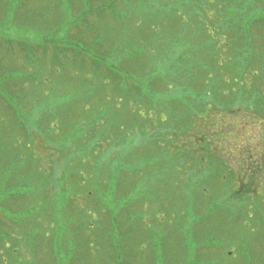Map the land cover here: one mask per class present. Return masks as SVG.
Listing matches in <instances>:
<instances>
[{
  "label": "rangeland",
  "instance_id": "1",
  "mask_svg": "<svg viewBox=\"0 0 264 264\" xmlns=\"http://www.w3.org/2000/svg\"><path fill=\"white\" fill-rule=\"evenodd\" d=\"M165 1L0 0V264H119L80 239L132 226L127 264H264V31L226 66V0ZM181 53L226 64L202 96Z\"/></svg>",
  "mask_w": 264,
  "mask_h": 264
},
{
  "label": "trees",
  "instance_id": "2",
  "mask_svg": "<svg viewBox=\"0 0 264 264\" xmlns=\"http://www.w3.org/2000/svg\"><path fill=\"white\" fill-rule=\"evenodd\" d=\"M118 1H121V0H106V2L103 3V5H108V6L112 7V6L116 5V3ZM123 1H127L128 3L133 2V1H141L144 3L146 2V0H123ZM151 1H155V3L158 2V0L157 1L151 0ZM164 3L168 4L167 1H165ZM220 3H221V5H223V3H224V8H223L224 10H221V8H222L221 7L219 9V15L222 16V18L227 19V21H229L231 23V26L229 28L231 29V31L233 30V32H234V38H236L239 41V43L241 44L240 45L241 48L237 53L236 52L230 53V56L227 57L229 59L228 63H226L227 65L226 64L225 65L226 66L231 65V64L237 65V63H235V61H237V62H239V61L237 59H235V56L238 54L242 55L244 53V49H246V51H248L247 52V54H248L250 52L249 51L250 45H252L251 42L254 40V37H256L257 35H260V37L262 36L261 30L264 31V0H250V1H247V0H228V2L226 0L225 2H220ZM252 3L257 4L256 6L258 8V11L256 10L257 8L252 9V7H251ZM259 9H262V11H260ZM198 14H200V16H201V14L203 15V13H198ZM155 16L157 17V14ZM187 27L183 28L184 33H186L185 29H187ZM202 27H203V25L200 22L198 25V28H197L198 32L202 31ZM187 33H188V29H187ZM156 36L153 38L154 41L153 40L152 41L154 43L158 44V42H156V39H157ZM170 37L171 36H169L168 38H170ZM200 37L202 38V36H200ZM166 44H167L166 46L175 47V45L173 43H171L170 40H168L166 42ZM188 44H190V43H188ZM178 48H180V47H178ZM216 53H218V52H215V54ZM215 54H213V57H210V53L207 55V58H208V61H207L208 66L207 67H206V65L202 66V62H200V60L195 62L194 65L191 67V66H188V61L189 62L191 61L190 56L186 55V53H183V54L181 53L177 58V62L183 63L184 66H182V65L181 66L184 68L181 69V71L176 72L173 75V79H174V77H178L176 79H182L186 84H188L190 87L193 88L192 92H194V94H196L198 96H202L203 91H206V90H200V89L201 88H204V89L207 88L205 86L207 84H209V87H210L209 89L213 88V85L211 82L214 79L215 74L218 72H222L224 70L223 66L225 67L224 64H222V65L219 64V67H216L218 62L220 63V60L216 59ZM251 58L252 57H249L250 60H251ZM255 60H258V63L264 64V53L260 54L259 57H256ZM209 61H210V63H209ZM212 64H214V65H212ZM243 67H245V65H243ZM243 70H244L243 72L245 73L244 68H243ZM109 74L112 75L111 77H114L113 73L109 72ZM106 77H108L107 74H106ZM114 78H115L114 81H116L117 78L116 77H114ZM192 82H193V84H192ZM233 82H235V81H233ZM224 83L226 84V88H228L230 90V92L232 93L234 90H231V87L228 85V83H230V82L228 80H225ZM194 84H195V87H194ZM126 91L127 90H125L124 92H126ZM122 96H125V95H122ZM261 96L264 97V89L261 91ZM260 99H262V98H260ZM98 115H99V113H98ZM98 118H99L98 120L100 122L99 127H102L104 123L100 120L99 116H98ZM104 171H105L104 167H101L98 169V173L104 172ZM120 190L121 189H119V186H118V188H116L115 191L117 193H119ZM132 213L133 212H131V211L121 213V222H117V225H118V228L120 231H122L121 228L125 224L126 220H127V222H132V220L130 218ZM112 214H113V211H107L104 219H106V218L109 219L110 215L112 216ZM113 220H114V218H113ZM110 221H112V220H110ZM103 222H105V220ZM85 225L86 224L83 223L80 227H82L85 230V227H86ZM71 228H72V226H71ZM86 228H88V230H89V227H86ZM135 229H136V226L129 227V228H127V230L125 229L124 233L122 234L124 239L121 237V240L122 239L123 240L120 241V238H119V244H118L117 240H114L112 238L110 232L108 234H105V233L103 234V232L98 231V230H100V228H97V229L94 228L95 231H93L91 233V235L85 236L83 238L81 237L82 239H80V240H81V242H87V243H93V241H96L98 244L100 243L99 240L105 242V244H107L106 246L110 247L111 251H115V257H116V259H118L119 264H127L126 262H128V261H126V256H120L119 255L120 250L118 251L115 247H117L118 245L120 246L124 241H127L129 238L133 237V233H135ZM72 232H74V231H72ZM52 243H53V241L51 239V244ZM116 244H117V246H116ZM2 248H4V247H2ZM0 250H1V248H0ZM108 251L110 252V250H107V252ZM1 256L3 257V255H1ZM2 261L4 262V260H2ZM73 262L74 261H71L70 263H73Z\"/></svg>",
  "mask_w": 264,
  "mask_h": 264
}]
</instances>
